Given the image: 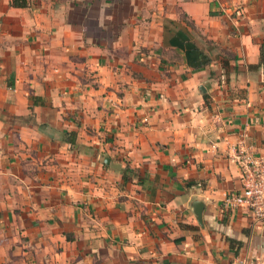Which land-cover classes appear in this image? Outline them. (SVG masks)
Here are the masks:
<instances>
[{"label":"crops","instance_id":"crops-1","mask_svg":"<svg viewBox=\"0 0 264 264\" xmlns=\"http://www.w3.org/2000/svg\"><path fill=\"white\" fill-rule=\"evenodd\" d=\"M25 1L0 0V264H264V222L221 208L263 150L264 0Z\"/></svg>","mask_w":264,"mask_h":264},{"label":"built area","instance_id":"built-area-1","mask_svg":"<svg viewBox=\"0 0 264 264\" xmlns=\"http://www.w3.org/2000/svg\"><path fill=\"white\" fill-rule=\"evenodd\" d=\"M144 121L146 119H143ZM232 160L240 170V189L225 193L221 199L223 210L243 207L256 222H264V144L262 152H255L251 145L238 143Z\"/></svg>","mask_w":264,"mask_h":264},{"label":"trees","instance_id":"trees-1","mask_svg":"<svg viewBox=\"0 0 264 264\" xmlns=\"http://www.w3.org/2000/svg\"><path fill=\"white\" fill-rule=\"evenodd\" d=\"M10 4L12 6H25L26 1L25 0H10ZM189 47L192 49V51L196 50L195 46L192 44H190ZM190 58H191V62L194 63L193 68H195V69L203 67L206 64V62L208 61L206 58H204L203 61L199 62V61H197V58L194 57V54H192V56H190ZM258 65H260L262 68V74H263V79H264V51H263L261 45L259 46Z\"/></svg>","mask_w":264,"mask_h":264},{"label":"water","instance_id":"water-1","mask_svg":"<svg viewBox=\"0 0 264 264\" xmlns=\"http://www.w3.org/2000/svg\"><path fill=\"white\" fill-rule=\"evenodd\" d=\"M195 215H199V208L195 211Z\"/></svg>","mask_w":264,"mask_h":264}]
</instances>
